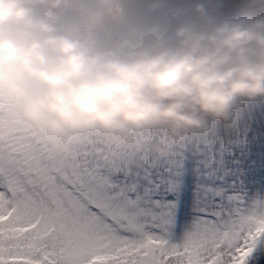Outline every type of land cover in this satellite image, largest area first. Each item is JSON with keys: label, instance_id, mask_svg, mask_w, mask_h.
Here are the masks:
<instances>
[{"label": "clouds", "instance_id": "clouds-1", "mask_svg": "<svg viewBox=\"0 0 264 264\" xmlns=\"http://www.w3.org/2000/svg\"><path fill=\"white\" fill-rule=\"evenodd\" d=\"M0 95L60 150L93 133L139 145L153 129L171 146L264 102V11L224 0H0Z\"/></svg>", "mask_w": 264, "mask_h": 264}, {"label": "snow or ice", "instance_id": "snow-or-ice-1", "mask_svg": "<svg viewBox=\"0 0 264 264\" xmlns=\"http://www.w3.org/2000/svg\"><path fill=\"white\" fill-rule=\"evenodd\" d=\"M98 134L60 150L0 95V264H247L264 241V201L181 240L118 210Z\"/></svg>", "mask_w": 264, "mask_h": 264}, {"label": "trees", "instance_id": "trees-1", "mask_svg": "<svg viewBox=\"0 0 264 264\" xmlns=\"http://www.w3.org/2000/svg\"><path fill=\"white\" fill-rule=\"evenodd\" d=\"M224 4L229 11H264V0H224ZM263 135L264 102H252L242 109L235 123L218 120L207 132L189 134L171 146L167 133L147 130L139 145L130 147L113 142L116 149L128 146L129 149H135V152L125 159L122 166H118V170L109 171V177L113 174L114 181L121 185H132L133 179L127 169L131 162L141 163L142 156H145L139 184L141 187L157 185L161 187V195L179 198L183 191H178L177 186L185 183L188 189L197 186L202 190L189 195L197 193L202 198H215L216 195H209L208 191H214L219 184L230 183L241 170L248 175V169L257 163L264 171V155L261 157L260 153L256 154V146L263 140ZM157 145L164 148V151H158ZM116 149L107 162L109 170L115 166L118 157L123 155L122 150L116 154ZM261 151H264V147ZM139 156L140 160H134ZM128 160L131 161L126 162ZM186 194L188 196V191ZM252 264H264V255Z\"/></svg>", "mask_w": 264, "mask_h": 264}, {"label": "rangeland", "instance_id": "rangeland-1", "mask_svg": "<svg viewBox=\"0 0 264 264\" xmlns=\"http://www.w3.org/2000/svg\"><path fill=\"white\" fill-rule=\"evenodd\" d=\"M261 138L263 140L257 144L256 154L260 153L262 157L264 155V151H261L264 147V135ZM127 147L116 149V154L122 150L123 155L118 157L113 168L109 170L107 166L108 172L118 170V166H122L125 159L135 152V149ZM140 159L141 156L134 160ZM144 159L145 156H142L141 163L131 162L127 169L133 179L132 185H121L114 181L113 174L109 177L110 187L114 190L116 207L145 228L166 229L170 236L177 241L204 222L212 223L215 220L227 218L238 207H246L256 201H264V171L262 172L261 165L259 166L257 163L248 169V175L244 170H241L230 183L219 184L214 191H208L209 195H216L215 198H202L196 195L197 193L189 195L201 189L197 186L188 189L185 183L177 186L178 191H183L182 194H179V198H168L161 195L160 186L150 184L141 187L139 185L141 184ZM186 191H188V196ZM263 252L264 241H261L248 258L247 262H250L248 264H252L254 260L262 257Z\"/></svg>", "mask_w": 264, "mask_h": 264}]
</instances>
